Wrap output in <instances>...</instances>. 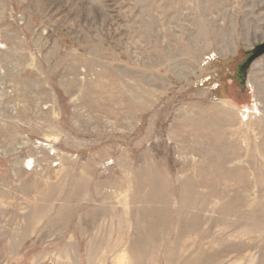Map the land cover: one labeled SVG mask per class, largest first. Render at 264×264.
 I'll return each instance as SVG.
<instances>
[{"label":"rangeland","instance_id":"obj_1","mask_svg":"<svg viewBox=\"0 0 264 264\" xmlns=\"http://www.w3.org/2000/svg\"><path fill=\"white\" fill-rule=\"evenodd\" d=\"M263 41L264 0H0V264H264Z\"/></svg>","mask_w":264,"mask_h":264},{"label":"water","instance_id":"obj_2","mask_svg":"<svg viewBox=\"0 0 264 264\" xmlns=\"http://www.w3.org/2000/svg\"><path fill=\"white\" fill-rule=\"evenodd\" d=\"M248 57L244 61V63L240 66L243 76H242V84L246 85V77L247 73L246 71L251 66V64L257 60L258 58L262 57L264 55V41L260 44L256 45L254 48H252L248 53Z\"/></svg>","mask_w":264,"mask_h":264},{"label":"flooded vegetation","instance_id":"obj_3","mask_svg":"<svg viewBox=\"0 0 264 264\" xmlns=\"http://www.w3.org/2000/svg\"><path fill=\"white\" fill-rule=\"evenodd\" d=\"M238 76L240 78H242V76H243V73H242V70H241L240 66H238Z\"/></svg>","mask_w":264,"mask_h":264},{"label":"bare ground","instance_id":"obj_4","mask_svg":"<svg viewBox=\"0 0 264 264\" xmlns=\"http://www.w3.org/2000/svg\"><path fill=\"white\" fill-rule=\"evenodd\" d=\"M237 152V151H236ZM224 154V153H223ZM249 161V160H248ZM251 181V180H250ZM135 184V183H134ZM147 211V210H146ZM179 223V222H178Z\"/></svg>","mask_w":264,"mask_h":264}]
</instances>
